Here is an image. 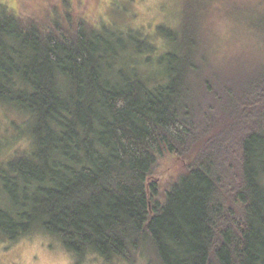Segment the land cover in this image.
Here are the masks:
<instances>
[{
    "label": "trees",
    "instance_id": "1",
    "mask_svg": "<svg viewBox=\"0 0 264 264\" xmlns=\"http://www.w3.org/2000/svg\"><path fill=\"white\" fill-rule=\"evenodd\" d=\"M66 18L0 9V102L32 136L0 163V240L41 229L108 263L264 264V64L220 71L199 26H158L157 53L139 30ZM167 157L186 170L163 180Z\"/></svg>",
    "mask_w": 264,
    "mask_h": 264
},
{
    "label": "rangeland",
    "instance_id": "2",
    "mask_svg": "<svg viewBox=\"0 0 264 264\" xmlns=\"http://www.w3.org/2000/svg\"><path fill=\"white\" fill-rule=\"evenodd\" d=\"M5 8L22 17L51 19L59 15L67 21L84 18L94 26H110L129 33L139 30L148 35L157 53L168 51V40L158 31L165 26L182 36L191 26H199L202 39L212 52L213 64L220 71L234 72L264 64V0H0ZM78 17V18H77ZM88 21V22H89ZM89 22V23H90ZM202 33V32H201ZM179 42L173 44L176 48ZM137 56L146 73L158 67L156 60ZM29 115L0 102V163L30 150L32 136ZM186 170L184 164L167 157L160 162L159 174L170 180ZM0 264H125L120 258L106 262L96 252L76 254L61 240L41 229L16 240H0ZM138 264H145L141 257Z\"/></svg>",
    "mask_w": 264,
    "mask_h": 264
}]
</instances>
